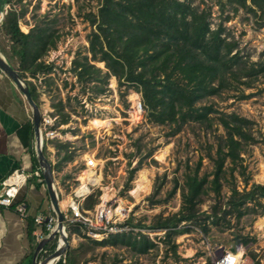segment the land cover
I'll return each instance as SVG.
<instances>
[{
  "label": "rangeland",
  "instance_id": "rangeland-1",
  "mask_svg": "<svg viewBox=\"0 0 264 264\" xmlns=\"http://www.w3.org/2000/svg\"><path fill=\"white\" fill-rule=\"evenodd\" d=\"M103 1L9 0L11 10L18 13L22 30L28 27L29 31L44 30L45 35L51 33L55 41L38 60L46 64L43 59L49 56L51 63L46 65L51 66L50 70L27 73L26 79L35 86L39 96L36 101L42 110L49 102L54 114L59 115L64 123L71 122L68 131L74 136L75 143L53 140L51 145L56 155L47 148L44 150L56 172L59 170L60 174H57L61 183L73 179L74 160L82 159L83 150L94 148L97 157H111L106 161L105 181H113L118 194L127 196V203L132 208L131 218L147 226L179 213L183 194L189 191L188 180L191 177L197 176L199 180L207 177L206 191L199 196L203 201L198 205L202 211L210 213L213 205L225 204L234 189L243 191L254 183L264 184V177H261L264 173V71L241 80L230 76L221 91L199 101L198 106L211 108L203 121L182 123L179 119L172 124L152 121L149 117L154 111L146 103L140 85L128 82L125 76L116 75L105 60L94 57L91 38L98 30ZM179 1L189 3L198 13L206 12L211 30L223 24L222 36L230 42H237L233 53L239 52L249 63L264 64L263 12L257 9L255 13L246 7L251 5V0H246V5L238 0ZM0 21V46L16 67H21L20 52L12 47L1 29L4 20ZM101 39L104 42V38ZM85 66L88 71L81 76ZM140 70L138 67L137 71ZM43 76L47 77L42 79ZM138 93L148 108V116L139 121L129 119L133 97ZM86 96L108 108L105 118H118L113 126H108L109 130L112 128L110 131H101L103 137L100 135V139L88 130L83 131L88 117L93 114L86 111ZM150 111H153L152 115ZM234 112L248 119L239 123L251 135L249 141H243L240 155L235 159L232 155L220 154L218 150L221 143L225 144L226 134L220 118ZM179 126L180 130L174 131ZM161 149L167 150L163 161L157 157ZM223 152H227V147ZM222 157L221 186L216 191L215 170ZM69 162L70 167L67 166ZM143 171L148 174L150 185L135 197L132 190ZM102 191L101 188L96 189L87 205L95 206ZM227 209H224L226 213L222 211L218 221H214L213 216L206 218L201 211L198 219L184 221L172 228L170 236L167 230L156 231L149 238L155 246L147 252L125 246L112 235L91 240L77 233L71 235L66 255L72 257L76 264H213L225 248H241L243 264H264V220L259 222L264 219V206L250 201L231 211L229 207Z\"/></svg>",
  "mask_w": 264,
  "mask_h": 264
},
{
  "label": "trees",
  "instance_id": "trees-1",
  "mask_svg": "<svg viewBox=\"0 0 264 264\" xmlns=\"http://www.w3.org/2000/svg\"><path fill=\"white\" fill-rule=\"evenodd\" d=\"M8 1L0 0V8ZM238 1L246 5V0ZM246 7L255 13L257 9L261 10L264 18V0H251V5L247 4ZM99 17L98 30L93 32L91 38L94 57L105 60L116 75L125 76L128 82L140 85L146 103L150 110L154 111L149 118L155 122L172 124L179 119H182V123L188 120L203 121L209 116L211 108L198 106L199 101L221 91L230 76L241 80L242 77H251L255 72L264 71L263 63H249L239 52L233 53L237 42H230L222 36L225 30L223 24L216 30H211L206 20L207 13H198L189 3L179 0H104ZM92 22L95 23V19H92ZM1 29L10 39L12 47L20 52L22 65L17 68L4 51L22 76L26 77L30 72L34 74L41 70H50L51 66L38 60L55 44L51 33L45 35V31L40 29L24 32L19 26L18 13L13 10L4 19ZM138 67H141L140 71H137ZM82 69L81 76L88 71L86 66ZM163 74L165 76L161 78ZM28 83L34 99L37 100L35 86L31 81ZM225 116L220 118L226 130L225 144L221 143L218 150L220 154L232 155L235 159L240 155L243 141H249L251 136L239 123L248 119L235 112ZM177 130H180V126L174 131ZM224 147H227V152H223ZM33 153L34 161L38 164L34 150ZM223 162L224 157L218 161V169L215 170L216 191H219L221 186ZM42 180L44 181L43 174ZM207 181V177L202 180L197 176L189 178V191L183 194L184 200L179 213L152 224V227L166 229L170 236L173 233L172 228L178 227L184 221L198 219L202 211L198 204L203 201L199 196L206 191L204 185ZM263 200L264 184L254 183L250 189H234L225 204L217 203L211 207V213L204 210L201 215L208 219L213 216L214 221H218L222 211L228 210L227 207L231 211L250 201H257V205L264 206ZM37 228L34 218L29 219L28 236L31 248L27 257L30 264L36 250L34 231ZM73 230L80 231L78 226ZM110 235L119 239L123 245L131 246L140 252H147L155 246V243L143 234L140 238L132 232ZM114 243H117L116 240ZM56 247L57 238L45 246L46 251L40 252L39 259H42L43 255L47 256ZM55 264L76 263L72 257L66 255Z\"/></svg>",
  "mask_w": 264,
  "mask_h": 264
},
{
  "label": "built area",
  "instance_id": "built-area-1",
  "mask_svg": "<svg viewBox=\"0 0 264 264\" xmlns=\"http://www.w3.org/2000/svg\"><path fill=\"white\" fill-rule=\"evenodd\" d=\"M11 9L10 3H6L4 8H0V20H4ZM43 60L48 64L51 59L48 56ZM56 72H58V74L60 73L58 69H56ZM45 77L47 76H43L42 79H45ZM85 107L87 112L90 111L93 114L91 118L88 117V124L85 125L83 131L88 130L96 139H100L101 131L106 133L112 128L110 130L108 127L104 126L98 128L94 123V126L91 125V123L93 119L96 120L95 117H100L97 119L103 121L101 118L108 116V108L101 106L97 100L88 99L87 96ZM147 116L148 108L138 93L137 96L133 97L129 119L132 118L139 121L145 119ZM70 126L71 122L64 123L59 115L53 113V109L48 102L46 108H43V110L41 109L43 147H46L47 151L56 155V150L51 145L53 140L59 139L60 141H66L68 144H72L73 139L71 140L68 137V132L71 133V131H68ZM101 137L103 136L101 135ZM85 138L87 146L89 147L88 135H86ZM74 148L75 146L73 144L72 149ZM83 152L82 159L77 158L74 160L76 169L75 171L73 170V179H66L62 183L61 181L57 182L60 199L62 200V198H65L67 200L65 207L62 206V210L64 212L65 228L69 238L71 235L74 236L78 233L86 238L95 240L98 234L105 236L121 232H132L137 235L138 238L143 234L150 238L153 237L156 231L165 232L166 229H156L153 228L152 225H142L138 222V219L131 218L132 208L127 203V196L118 194V191H116L113 186V181L109 183L105 181L104 170L106 168V161L107 159H111V157L106 159L97 157V150L94 148L84 149ZM53 163H56V161H53ZM70 165V162L67 163V166L70 167ZM55 171L56 170H54V172ZM57 171L59 173V170ZM34 175H37L42 180V171L40 168H37L35 171H27L23 167L12 170L2 181L0 205L7 207L15 205L20 216L26 219L28 217L26 203L22 201L18 203L15 202L23 185ZM92 177H101V179L99 182H95L91 180ZM98 188L103 190L99 196V202L95 206H88V199L94 195L95 190ZM105 195L108 196L105 197ZM34 220L38 226L34 232L38 242L57 228L58 219L55 212L37 214ZM130 220L132 222H130ZM75 226H78L80 231L73 230ZM55 238H57V246L63 244V240L59 235ZM42 250L46 251L45 247ZM240 251L241 248H237L236 250L233 248H225L221 255L213 260V264H243V252L241 251V255H239ZM61 257H66V255ZM60 258L55 260L53 264Z\"/></svg>",
  "mask_w": 264,
  "mask_h": 264
},
{
  "label": "crops",
  "instance_id": "crops-1",
  "mask_svg": "<svg viewBox=\"0 0 264 264\" xmlns=\"http://www.w3.org/2000/svg\"><path fill=\"white\" fill-rule=\"evenodd\" d=\"M6 3L9 1L4 5ZM25 31L29 32V27ZM33 150L35 152V135L30 105L17 85L0 68V190L3 179L15 168L23 167L27 171L40 168L39 162L36 164L34 161ZM55 176L58 178L57 173ZM57 178V182L61 181ZM142 189L135 194L136 197ZM21 201L26 203V219L20 216L15 205H0V264H30L27 257L31 248L29 219L40 213L54 212L45 179L43 181L37 175L31 176L23 185L15 203ZM63 201L65 199L60 200L61 206ZM38 243L36 238V247Z\"/></svg>",
  "mask_w": 264,
  "mask_h": 264
},
{
  "label": "water",
  "instance_id": "water-1",
  "mask_svg": "<svg viewBox=\"0 0 264 264\" xmlns=\"http://www.w3.org/2000/svg\"><path fill=\"white\" fill-rule=\"evenodd\" d=\"M0 68L1 70L17 85L20 91L24 94L28 104L30 105L32 111V120L34 124V135H35V156L39 162V167L44 176L47 190L49 193L50 200L52 202L54 212L57 215L58 224L56 230L51 232L49 235L44 237L39 241L34 258L33 264H47L48 260L53 258L57 260L61 256L67 254L68 248L70 246V238L66 232L64 212L60 204V192L56 181L54 169L50 158L44 151L42 144V129H41V108L39 103L34 99L31 87L26 79L22 76L19 70L8 60L4 51L0 46ZM153 111H150V115ZM57 235L63 240V244L57 246V248L48 254L43 259H39V254L46 244L51 242Z\"/></svg>",
  "mask_w": 264,
  "mask_h": 264
},
{
  "label": "bare ground",
  "instance_id": "bare-ground-1",
  "mask_svg": "<svg viewBox=\"0 0 264 264\" xmlns=\"http://www.w3.org/2000/svg\"><path fill=\"white\" fill-rule=\"evenodd\" d=\"M136 94H134V96H135ZM96 118V120H94L93 121V123L95 124V126H97L98 128L99 127H108V126H113L114 124H113V122L114 121H116V120H118V118H113V119H111V120H109L108 118H101V119H103V121H101V120H99V119H97V118H100V117H95ZM112 124V125H111ZM68 137H69V139H73L74 138V136L70 133V132H68ZM166 154H167V150L166 149H162V150H160L159 151V153H158V158H160L161 160H164L165 159V156H166ZM261 177H264V173L262 174V176ZM100 179H101V177H92L91 178V180L92 181H95V182H99L100 181ZM149 185H150V178H149V176H148V174L146 173V171H143L142 172V174H141V177L137 180V187H136V189L134 190V193L137 195L138 193H139V190L140 189H142L143 187L144 188H148L149 187ZM133 191V190H132ZM131 191V192H132ZM133 194V193H132ZM134 195V194H133ZM106 196H108V195H105V197ZM135 196V195H134ZM136 197V196H135ZM62 199H65V198H62ZM65 202H66V204H67V200L65 199V201H63V207H65ZM61 203V202H60ZM264 219L263 218H261L260 219V221L259 222H262ZM103 236L101 235V234H98L97 236H96V239H100V238H102ZM240 255V254H239ZM55 261V259H53V258H51V259H49L48 260V262H47V264H53V262Z\"/></svg>",
  "mask_w": 264,
  "mask_h": 264
}]
</instances>
